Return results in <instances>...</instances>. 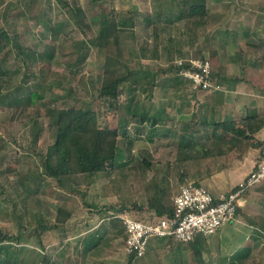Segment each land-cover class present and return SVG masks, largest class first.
Masks as SVG:
<instances>
[{
	"label": "rangeland",
	"instance_id": "rangeland-1",
	"mask_svg": "<svg viewBox=\"0 0 264 264\" xmlns=\"http://www.w3.org/2000/svg\"><path fill=\"white\" fill-rule=\"evenodd\" d=\"M176 1L178 3L175 0H0V28L8 30L15 43L38 54L45 51L46 45L54 47L52 59L39 57L36 62L23 63L14 52L1 53L6 62L4 66L10 70L18 68L20 74L13 73L11 78L0 79V224L9 227L21 240L5 243L3 246L6 249L0 258H15L16 264H40L45 249L40 244L35 227L44 220H54L57 208L65 205L73 215L67 222L66 243L62 248L65 249L64 264H126L124 233H120L122 223L119 221L120 227L109 230L108 234L104 231L112 229L110 222L113 216L124 213L140 219L147 217L152 212L147 209L148 192L152 190L148 189L150 183L157 182L166 189L164 202L171 205L181 184L196 180L180 176L183 170H187V162L176 160V138H165L164 133L173 128L178 133L190 134L195 129L178 124L174 113L167 119L169 116L166 113L176 111L198 90L190 81L179 85L178 78L182 77L170 71L169 66L178 58H198L200 53L203 54L202 50L208 45L200 37L199 30L202 29H209L213 34L220 30L219 39L211 43L215 47L221 43L219 49L222 55L231 52L238 55L240 52L242 55L260 54L262 51H255L251 45L264 50V32L260 30L264 27V18L255 19L256 13L264 10V4L263 0H228L229 12L221 18H212L210 26L206 23L197 27L186 19L170 24L161 21L157 23L158 37H155L156 23L147 24L144 18L147 14L155 16L161 9L164 12L177 11V5L187 9L188 4L184 3L187 0ZM208 1L209 13L221 10V0ZM162 2L166 4L161 8L159 5ZM72 8H82L85 12L86 23L90 25L85 32L71 16ZM135 8L140 10V14L133 11ZM115 15L119 22H122L120 18H126L125 23L130 16L134 18V31L125 29L121 33L123 57L133 58L130 64L146 69L147 73L142 75L144 77L135 88L121 97V109L111 113L108 104L99 99L95 89L104 72V53L99 47L91 46L85 60L77 62V58L81 41L98 33L100 19L106 16L114 18ZM237 15L239 17H235ZM240 16L244 18L240 19ZM256 24L259 25L257 29ZM164 27L166 29L161 30ZM251 28H255L253 33L249 32ZM206 40L209 42L208 36ZM176 42L184 45L181 49L184 56L178 54L179 45H175ZM154 52L158 57L153 56ZM140 54L144 55L141 59L138 58ZM207 58L213 65L214 73L224 59L219 57V52L215 57ZM152 72L156 75V86L146 83L145 77L150 78ZM35 92L41 97H32ZM17 99L22 111L14 114ZM66 104L94 107L104 124H128L131 133L118 139L116 168L94 175L77 174L60 179L42 175L40 157L27 146L31 118L43 114L46 108H60ZM137 107L150 116L162 109L164 122L156 127L148 123L149 131L140 132L141 125L132 117ZM172 118L174 124L171 123V126L174 127H170V122L166 123ZM44 122H47L46 118ZM206 136L205 132L199 135ZM54 138V130L47 128L38 149L44 151ZM259 138L264 140V129ZM249 151L238 168L231 167L225 170L227 173L217 174L213 179L216 183L212 187L213 192L225 190L245 179L257 164L259 156L258 149ZM145 159L153 162L146 174L142 172ZM208 161L207 165L214 170L227 163L225 158L217 156L208 158ZM199 162L194 163L195 169ZM192 168L188 166L189 170ZM240 202L238 220L225 224L217 233L207 237L203 256L208 264H229L241 251L248 254L242 263L236 260L235 264H264V231L259 227L264 224V179L252 186ZM135 203L144 206L145 212H120V208L130 209ZM94 232L100 233L98 236H103V239L91 247L98 240ZM88 244L91 246L86 250ZM133 264L198 263L188 244L171 245L168 241H159L149 245L147 254L137 258Z\"/></svg>",
	"mask_w": 264,
	"mask_h": 264
},
{
	"label": "trees",
	"instance_id": "trees-1",
	"mask_svg": "<svg viewBox=\"0 0 264 264\" xmlns=\"http://www.w3.org/2000/svg\"><path fill=\"white\" fill-rule=\"evenodd\" d=\"M102 1V0H92ZM264 4V1H263ZM137 15L140 14V10L135 8L133 10ZM209 14L208 3L206 0L201 2L192 1L187 6V9H180L176 14L174 12H162L159 11L156 15L147 14L144 21L147 24H155L164 21L167 24L176 21L187 20V22L203 21ZM71 16L75 20L76 25L85 32V28L89 27L85 20V12L82 8L77 10L71 9ZM114 19V20H113ZM126 21V20H124ZM130 25H126L128 22H119L116 18L103 17L100 19V27L97 34H94L90 38H85L81 41L78 52L77 62H82L88 56V51L91 46L99 47V49L105 55L104 72L99 82H96L95 89L97 96L103 103H107L111 113H116L121 109V97L125 92L131 90L141 81L142 75L147 73L146 69L132 65L131 58L123 57L124 51L121 46V33L125 29H134V18L130 16L127 19ZM127 26V27H126ZM167 27V26H166ZM166 27L161 30L166 29ZM158 28L154 30L155 37L157 35ZM134 31V30H133ZM153 33V34H154ZM8 48V49H7ZM184 45L181 43L177 50L178 54L184 56L181 49ZM11 54L16 53L15 57L27 63L29 61H39L42 59L50 60L54 56V47L52 45H46V49L43 53L38 54L35 50L24 48L22 45L15 43L10 32L5 28H0V56L1 53ZM5 54V55H6ZM153 56H157V52H154ZM214 54H211L210 58H213ZM2 57V56H1ZM144 57L140 54L139 59ZM187 57V56H186ZM182 57V58H186ZM190 58V57H188ZM181 59V58H178ZM177 59V60H178ZM202 61H209L205 55L199 54L198 58ZM175 60L170 64L169 70L175 75L180 77L179 72L186 68H190V63L185 62L183 65H178ZM4 58H0V79H8L12 77L13 73L20 74L17 69H8L5 65ZM213 78L216 79V74L213 72V65L211 64ZM155 74L152 72V76L146 79V83L150 86H156ZM182 79L184 78L181 76ZM12 81V79H10ZM185 80V79H184ZM223 88V82L216 79ZM97 86V88H96ZM195 89V88H194ZM201 90V89H195ZM204 91V90H202ZM207 92V91H205ZM32 97L41 96L38 92H35ZM95 98V96H94ZM19 100L15 101L14 114L21 113L22 108L19 107ZM141 108V107H140ZM139 107L135 108L132 112V117L136 119L139 126V131L142 133L149 131V125H156L157 119L154 116H150L147 111H141ZM13 114V117H14ZM108 115V113H106ZM46 118L47 122H44ZM170 127H174L171 126ZM48 129H53L55 132V138L46 149L39 150L38 145L43 133ZM264 128V115L257 113L256 111H248L247 114L239 119H226L223 121L202 122L200 124L199 133H204L206 137H197L195 133L184 134L178 133L173 128L164 133L165 138H176L177 157L179 162L198 161L200 159L212 158L215 156L225 155L228 160L243 158L250 149H258L259 156L258 162L252 169L256 171L264 159V140L258 138V134ZM131 130L128 128V124L121 126L120 123L114 126L112 123H103L100 120V113L94 107L77 106L75 104H66L63 107L46 108V111L37 116L31 118L30 126L28 129V150L38 155L41 160L42 175L49 178L60 179L65 176L88 174L94 175L100 172H109L116 168V159L118 156V139L119 137L128 136ZM153 166V162L145 159L142 165V172L146 174ZM251 171V172H252ZM250 172V173H251ZM249 173V174H250ZM248 174V175H249ZM247 175V176H248ZM245 177V179L247 178ZM187 183V182H185ZM238 184L233 187L236 190ZM148 189H152L148 192L147 196V209H153L158 216L170 215L173 211V204H167L164 202L167 196V191L159 183H150ZM248 189L244 191L243 197L248 193ZM121 210H130L134 213L145 212V207L133 204V208ZM73 212L65 205H60L57 208V215L54 220H44L35 227L36 235L40 241L41 246L45 249L44 256L40 264H64V250H62L66 243V230L67 222L72 217ZM151 218V216L148 214ZM147 217L142 219L147 220ZM140 219V218H139ZM110 222L112 230H117L122 223L121 218L113 219ZM259 225V224H257ZM123 226V224H122ZM259 227L264 231V224H260ZM124 233L123 230L120 231ZM97 237V236H96ZM103 239V236L99 237L97 242L91 245H87L86 250L91 247H95L99 241ZM20 236L13 233L9 227H5L0 224V254L4 249L5 243H18ZM171 245L182 243L174 239H169ZM125 244V243H124ZM191 251L195 255L196 262L198 264H208L203 257V253L206 250L205 244H207V237L203 235H197L194 240L188 243ZM97 247V246H96ZM95 249V248H94ZM127 254L126 264H133L138 258L135 254ZM248 253L244 251L237 252L233 260L229 264H235L237 261L242 263L243 258ZM52 258V260L50 259ZM237 260V261H236ZM15 258L11 259L7 257L0 258V264H16Z\"/></svg>",
	"mask_w": 264,
	"mask_h": 264
},
{
	"label": "crops",
	"instance_id": "crops-1",
	"mask_svg": "<svg viewBox=\"0 0 264 264\" xmlns=\"http://www.w3.org/2000/svg\"><path fill=\"white\" fill-rule=\"evenodd\" d=\"M192 1L196 0H187V2H184L186 5ZM207 3L209 4V1L206 0ZM264 1V0H263ZM169 2V1H168ZM221 10L220 11H213L207 15L205 20L203 21H198V20H193L191 23H194L195 26L199 27L202 24L205 25H211L212 24V18H221L223 17L227 12H229V5L226 3L228 0H221ZM175 3H178L175 0ZM231 3V2H230ZM166 2H162L159 7L162 8V6L165 7ZM162 5V6H161ZM187 5V6H188ZM177 11H168V12H174L175 14L180 10L183 9L180 7V5H177ZM220 7V6H219ZM117 7L115 8V14H117ZM162 11V9H161ZM164 12V11H162ZM122 13V12H121ZM108 14V13H107ZM123 14V13H122ZM107 17V16H106ZM109 17V16H108ZM111 17V16H110ZM231 17V16H229ZM235 17H239L238 15ZM244 18V16H240ZM264 18V10L261 11L260 13H256L255 19L256 18ZM116 20H118V16L115 15ZM121 20H125L126 18H120ZM262 20V19H261ZM183 21V20H182ZM257 22V21H256ZM255 22V23H256ZM260 21L258 22V24ZM263 23V21H262ZM262 23L260 24V27L262 26ZM240 25V23H238ZM256 29L259 28V25H255ZM204 28V27H203ZM219 28V27H218ZM254 29H250L249 32L253 33ZM262 32H264V27L262 29ZM202 35L204 44L206 43L208 47L202 46V53L207 57L210 58L211 54L215 53V56L218 55L219 52V57L223 56V60H221V65L220 67L217 68L215 74H216V79H218L220 82H223V90L219 91H212V92H205L202 90H199L190 97L189 99H186L181 106L176 111L169 112L167 111V116H169L170 119L174 113V116L177 117V121H179L178 124H183L184 127L187 128H195L192 132H196L195 136L199 137V128L200 124L202 122H212V121H223L226 119H239L244 117L248 111H256L257 113L264 115V50L263 49H257L256 45H251L254 47L256 50L255 51H262L260 54L254 53L249 55H242L240 52V55L234 54L231 52V54H221V43L217 44L216 47L213 45V43L216 41V39H219V35L221 34L220 30L216 31V34H213V32H210L209 29L207 31H204V29L199 30ZM249 32L247 35H249ZM209 33V34H208ZM226 33V32H225ZM228 33V32H227ZM206 36H208L209 42L206 40ZM210 37V38H209ZM179 39V38H178ZM175 41H177V38H175ZM190 43V42H189ZM175 45H181V43L176 42L174 43ZM191 44V43H190ZM219 46V47H218ZM179 48V46L177 47ZM214 56V57H215ZM188 58V57H186ZM179 85L181 83H187L189 81L188 79L185 78H178ZM185 79V80H184ZM225 90V92H224ZM215 94V95H214ZM183 106V108H181ZM225 113V114H221ZM155 114L157 116H155ZM222 115L224 117H222ZM152 116L156 117L157 123L154 125L155 127L158 125H161L160 123L164 122L162 121V109L160 112H155ZM166 116V117H167ZM234 117V118H232ZM174 119H176L174 117ZM174 122L173 118L172 120H167L166 123ZM185 122V123H184ZM174 124V123H172ZM189 129H187L189 131ZM264 129V128H263ZM263 129L261 131H263ZM260 131V133H261ZM191 132V133H192ZM183 133V132H179ZM260 133L257 135L258 138L260 136ZM186 134V133H185ZM263 140V139H262ZM250 151L248 152V154ZM247 155H244L243 158H236L231 161H229L225 155L223 156H217L220 158H225V163L222 165V167L218 170H214L210 168L207 163H209L208 158L207 159H200L198 161L199 165H197V168H194V163L198 161H187V170H183L180 173L181 177L184 178H192L196 179L195 181H188V182H195L197 184H201L206 186L216 197H219L221 194L228 192L231 190L233 187H235L237 184L231 185L230 187L226 188L225 190H216L212 191L213 185L216 183L213 181V179L217 176L218 173H227L225 171L228 168H238L239 163L242 159H244ZM213 158V157H212ZM247 159V158H246ZM221 161V159H220ZM237 161V162H234ZM190 162V163H189ZM189 163V164H188ZM189 167H193L191 170L188 169ZM249 174V173H248ZM247 174V175H248ZM228 175V174H227ZM198 180V181H197ZM155 211L152 209V212ZM98 215V214H97ZM239 216V213H238ZM94 217V216H93ZM238 220V219H237ZM236 220V221H237ZM109 230L112 229H105L104 231L108 234ZM111 232V231H110ZM218 232V231H217ZM216 232V233H217ZM100 234V233H99ZM99 234L94 235L98 236ZM93 236V234H90ZM90 236V237H91ZM153 239L150 243V246L154 242H159V241H168L169 239H159L157 240ZM208 241V240H207ZM100 242V241H99ZM208 243V242H207ZM170 244V243H169ZM172 244V243H171ZM204 257V256H203ZM205 261L207 259L204 257Z\"/></svg>",
	"mask_w": 264,
	"mask_h": 264
},
{
	"label": "built area",
	"instance_id": "built-area-1",
	"mask_svg": "<svg viewBox=\"0 0 264 264\" xmlns=\"http://www.w3.org/2000/svg\"><path fill=\"white\" fill-rule=\"evenodd\" d=\"M190 63V68L179 74L188 79L195 89L207 92L219 91L221 84L213 78L211 63L197 58H181L178 65ZM264 179V159L256 171L238 184L236 190H229L216 197L206 186L195 182L181 184L173 200L170 215L158 216L150 212L148 219H139L129 214H116L121 218L124 228L125 251L144 257L153 239H174L188 243L197 235L209 237L225 224H231L238 218L243 193Z\"/></svg>",
	"mask_w": 264,
	"mask_h": 264
}]
</instances>
